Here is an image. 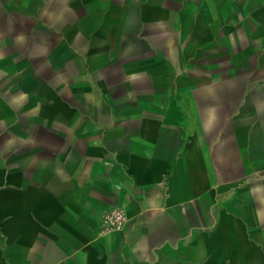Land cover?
<instances>
[{
  "label": "crops",
  "instance_id": "obj_1",
  "mask_svg": "<svg viewBox=\"0 0 264 264\" xmlns=\"http://www.w3.org/2000/svg\"><path fill=\"white\" fill-rule=\"evenodd\" d=\"M0 264H264V0H0Z\"/></svg>",
  "mask_w": 264,
  "mask_h": 264
},
{
  "label": "built area",
  "instance_id": "obj_2",
  "mask_svg": "<svg viewBox=\"0 0 264 264\" xmlns=\"http://www.w3.org/2000/svg\"><path fill=\"white\" fill-rule=\"evenodd\" d=\"M127 221L126 212L122 208L114 206L103 215L101 227L104 232L119 231L124 229Z\"/></svg>",
  "mask_w": 264,
  "mask_h": 264
}]
</instances>
